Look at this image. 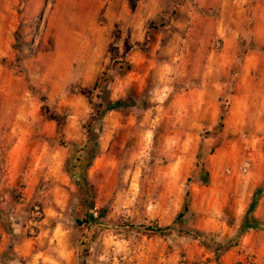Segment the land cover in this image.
Segmentation results:
<instances>
[{
    "label": "rangeland",
    "instance_id": "374dc122",
    "mask_svg": "<svg viewBox=\"0 0 264 264\" xmlns=\"http://www.w3.org/2000/svg\"><path fill=\"white\" fill-rule=\"evenodd\" d=\"M262 18L264 0H0V264H264V231L234 238L264 184ZM188 231L234 240L215 260Z\"/></svg>",
    "mask_w": 264,
    "mask_h": 264
},
{
    "label": "trees",
    "instance_id": "16d2710c",
    "mask_svg": "<svg viewBox=\"0 0 264 264\" xmlns=\"http://www.w3.org/2000/svg\"><path fill=\"white\" fill-rule=\"evenodd\" d=\"M146 101L143 99L140 101L141 104H146ZM137 101L133 96H130L126 98L125 100H119L116 102H113L109 104L105 112L111 111L113 109L121 108V107H135L137 105ZM96 135V134H95ZM97 136V135H96ZM94 136L92 140V151L90 154V162L96 158L99 155V147H98V141L97 137ZM264 191V184L261 188L256 189L252 196L251 200L243 214V216L240 219V223L238 225L236 234L234 238H239L243 236L247 232H255V231H264V223L259 221L255 216H254V210L257 205V201L259 196L262 194ZM188 212V204L185 203L183 206V211L178 213V215L175 218V222L179 221L180 219L183 218L185 213ZM94 217V214L89 211L88 215L86 218L77 220L76 223L78 225L82 224H90L91 219ZM148 230H152L155 232L163 233L165 229L159 228V227H147ZM186 235L190 237L193 240H198L204 247H206L209 251L212 252L215 260H219L220 257L229 250V248L232 246L233 243V238L226 239V240H219L218 235L214 231H188L186 232Z\"/></svg>",
    "mask_w": 264,
    "mask_h": 264
},
{
    "label": "crops",
    "instance_id": "0c3cea01",
    "mask_svg": "<svg viewBox=\"0 0 264 264\" xmlns=\"http://www.w3.org/2000/svg\"><path fill=\"white\" fill-rule=\"evenodd\" d=\"M241 1H243V0H239V2H241ZM262 27H264V18H262V19L258 22V24L256 25V29H257V30H260Z\"/></svg>",
    "mask_w": 264,
    "mask_h": 264
}]
</instances>
